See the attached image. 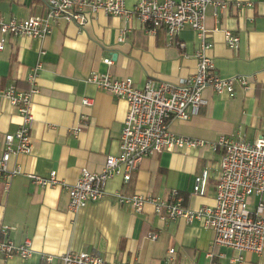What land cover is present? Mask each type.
Wrapping results in <instances>:
<instances>
[{
  "label": "crops",
  "instance_id": "0c3cea01",
  "mask_svg": "<svg viewBox=\"0 0 264 264\" xmlns=\"http://www.w3.org/2000/svg\"><path fill=\"white\" fill-rule=\"evenodd\" d=\"M138 1L124 0L125 8L131 11ZM227 1L229 6L217 16L211 7L206 10L205 38L212 45L207 54L221 77L248 75L253 84L249 89L237 88L233 97L207 87L202 92L205 103L195 115L168 123L172 133L207 144L143 158L129 182L120 176L110 178L102 198L77 211H70L69 197L61 187L38 188L25 174L13 176L7 186L0 178V228L11 227L8 238L16 244L29 239L32 247L29 258L3 259L0 255V264H58L67 250L139 264H207L212 255L217 264H264V252L211 247L214 233L200 221L165 222L151 205L134 212L118 205L114 196L166 197L175 190L185 207L213 205L220 150H213L210 143L221 135L253 140L264 130V0ZM235 2L241 5L235 7ZM45 13L46 0H0L4 21ZM224 31L238 35L235 49L227 46ZM177 41L182 46L168 44L163 29L147 33L134 16L102 12L92 15L82 28L58 20L40 39L6 38L0 51V90L10 85L28 90L26 78L40 66L35 77L39 92L32 97L30 152L12 157L9 167L18 162L24 173L42 177L56 171L66 183H73L82 168L101 171L105 156L119 152L127 103L87 82L86 76L98 72L129 77L137 88L147 82L154 86L177 83L195 72L194 52L199 43L189 28L177 33ZM104 58L112 64L106 65ZM83 98L92 104L82 105ZM19 123L16 108L0 96V154L4 135L13 133ZM78 124L81 129L73 134L71 128ZM206 167L211 176L199 196L192 193L194 176ZM152 232L157 234L155 240L149 238ZM170 248L173 259L166 261ZM44 256L50 261L45 262Z\"/></svg>",
  "mask_w": 264,
  "mask_h": 264
},
{
  "label": "built area",
  "instance_id": "2783aa9c",
  "mask_svg": "<svg viewBox=\"0 0 264 264\" xmlns=\"http://www.w3.org/2000/svg\"><path fill=\"white\" fill-rule=\"evenodd\" d=\"M235 2L234 6H240ZM251 6V3H245ZM229 6L227 0H139L132 10L125 8L124 0H46L45 15H32L24 19L4 21L0 15V51L6 38L25 37L40 39L51 31L52 23L64 20L84 27L92 15L102 12L107 16H134L149 34L163 29L168 44L182 46L177 41V33L189 28L196 33L199 41L194 52L195 72L177 83L161 82L154 86L147 82L137 88L131 78H117L109 73H89L85 80L116 98L124 99L127 111L122 122L119 136V152L106 155L104 166L99 172H90L82 168L73 183L60 180L56 171L47 177L26 174L20 163L9 167L12 157L28 156L30 152V132L34 117L32 97L38 91L35 82L37 65L28 74L26 81L30 88L19 91L14 85L0 90L5 98L17 110L20 117L18 128L6 133L3 150L0 154V178L5 181L18 174H25L31 184L38 187H61L68 195L70 211H77L88 203L98 201L104 194L107 180L120 176L123 182H129L132 173L140 161L164 151H176L183 148H195L206 145L202 139L187 138L172 133L168 123L172 119L188 120L204 105L202 92L211 88L215 93H226L233 97L237 88L249 89L252 77L235 75L221 77L215 70L213 60L207 51L211 43L206 41L204 21L206 10L211 7L217 16ZM224 39L230 49L238 45V35L224 31ZM111 65L110 58H104ZM82 105L90 106L92 100L83 98ZM85 119V117H82ZM81 125L71 128L78 134ZM213 150H220L216 171L215 202L202 205L197 209L185 207L179 193L172 190L166 197H156L138 193H116L118 205L127 206L134 212H142L145 205H151L153 213L162 221L183 220L185 223L200 221L204 228L213 231L211 247H226L235 251H249L256 254L264 252V130L253 140L219 136L210 143ZM211 176L210 169L204 168L194 176L192 193L202 196ZM9 226L0 228V255L3 259L13 256L25 260L31 256V241L26 239L16 244L8 238ZM149 238L155 240L152 232ZM167 260H172L174 249L167 251ZM211 256V255H210ZM45 262L49 256L42 257ZM58 264H139L135 262L106 261L99 254L65 251L58 258ZM207 264H217L213 255Z\"/></svg>",
  "mask_w": 264,
  "mask_h": 264
}]
</instances>
